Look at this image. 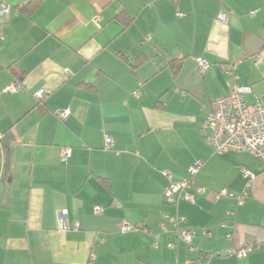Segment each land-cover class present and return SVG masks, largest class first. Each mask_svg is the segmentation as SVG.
<instances>
[{"label": "crops", "instance_id": "obj_1", "mask_svg": "<svg viewBox=\"0 0 264 264\" xmlns=\"http://www.w3.org/2000/svg\"><path fill=\"white\" fill-rule=\"evenodd\" d=\"M0 1V264H264L261 162L199 131L232 84L264 107V0ZM198 160L194 200L170 202L163 171Z\"/></svg>", "mask_w": 264, "mask_h": 264}, {"label": "built area", "instance_id": "obj_2", "mask_svg": "<svg viewBox=\"0 0 264 264\" xmlns=\"http://www.w3.org/2000/svg\"><path fill=\"white\" fill-rule=\"evenodd\" d=\"M10 10L8 4L0 1V15L7 14ZM254 10L250 12L253 16ZM94 21L98 16H94ZM218 20L222 23H227L229 15L226 12L218 14ZM196 68L199 73H203L209 67L208 62L198 57L196 58ZM18 84L14 83L10 86L11 90H15ZM250 87L246 85L232 84L226 95L219 97L211 102V109L200 127L201 137L211 145L215 154H222L229 151L246 152L255 156L262 166L264 172V107L257 105H247L243 100L244 94L250 92ZM38 98H42L44 93L38 90L35 94ZM135 97L139 96V91L133 92ZM59 119H65L68 115V110L55 112ZM106 147L109 148L112 142L109 138L105 139ZM70 149L63 147L60 150L62 160H66L69 156ZM202 166V161L194 162L188 169L186 176L174 179L172 174L165 170L163 174L168 178L169 184L164 191L165 197L172 203L179 200L193 201L194 194L191 188L196 183V175ZM240 171L246 179V184L251 185L255 175L247 168L241 167ZM197 192H203V187H197ZM215 198L220 195H227L224 190L221 193H215ZM242 196H237V203H242ZM95 212H101V208L96 207ZM167 221L172 226H177V217H168ZM161 228L165 229V224L161 223ZM140 225H138L139 227ZM137 227V226H136ZM134 226L125 224L121 227L123 232L133 229ZM191 232L187 231L183 234V238L189 241ZM257 247V244L249 242L244 247L237 250L229 249L226 254L234 253L238 257H244L248 252ZM93 256H89L85 264H92Z\"/></svg>", "mask_w": 264, "mask_h": 264}, {"label": "trees", "instance_id": "obj_3", "mask_svg": "<svg viewBox=\"0 0 264 264\" xmlns=\"http://www.w3.org/2000/svg\"><path fill=\"white\" fill-rule=\"evenodd\" d=\"M36 3V2H35ZM35 3H33V4H26V5H23V6H21V9L22 10H25L26 8H29V10L30 9H32L36 4ZM174 67V66H173ZM174 69V68H173ZM174 73H175V71H174ZM11 137H10V135L9 134H5L4 136H2V137H0V145L2 146V149H3V152H4V154H5V156H6V165H8V156H9V151H10V145H9V142H10V139Z\"/></svg>", "mask_w": 264, "mask_h": 264}]
</instances>
